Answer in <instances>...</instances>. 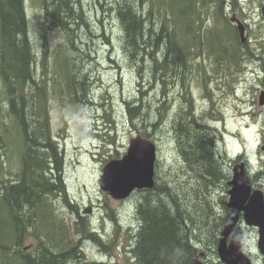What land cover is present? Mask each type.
<instances>
[{
	"label": "rangeland",
	"instance_id": "obj_1",
	"mask_svg": "<svg viewBox=\"0 0 264 264\" xmlns=\"http://www.w3.org/2000/svg\"><path fill=\"white\" fill-rule=\"evenodd\" d=\"M118 1L80 0L85 14L84 21L88 24L79 22V27L74 33L75 45L70 46L67 52L75 55L74 66L76 78L80 82V92L82 93L81 85L86 89L85 97L79 101V106L73 108L62 66L64 45L70 44L67 31L46 17L42 0H25L37 59L38 82L49 92L48 104L51 109L53 134L65 157L66 193L49 195L48 200L54 203L60 215L69 224L73 226L77 222L80 229L83 224L87 232L95 230L101 239L99 241L88 236L82 237L78 254L68 259L69 263L74 264H136L131 249L135 244L132 235L136 231L138 221V190L125 199H115L101 188L100 181L106 163L122 158L128 150L130 140L141 136L139 129L143 123L147 126L158 123L156 129H153L152 138L158 147L157 169L160 174L175 171L182 165L176 135L171 125L176 117L182 116L181 107L184 103L181 94L185 87L180 81H172L166 86L159 85L150 73V58L147 56L144 61L133 58L131 52L125 48L124 32L117 12ZM235 1L224 0L222 14L237 26L240 23L249 24L255 36L252 38L253 46L260 56L264 54V20L258 15L259 3L257 0H238L240 4L237 7L241 8L242 5L245 8L240 16L239 11L231 10L234 9ZM132 2L144 16L152 5L151 0ZM162 6L166 8L163 12L168 13V28L171 29L177 20L169 6L164 2ZM196 6L198 11H201V19H198L195 13L194 20L177 23L180 42L188 44L190 48L194 45V36L191 33L193 29H199L201 25V35L208 37L215 24L221 27V23L215 20V1L206 0L204 4L196 3ZM156 7L155 1L152 19L155 21V29H160L161 21L158 19ZM184 29L189 30L188 34H185ZM239 32L246 36L247 30L239 29ZM193 53L194 51L190 55L192 58H189L191 69L185 86L194 99V108L199 120L217 122V127L223 132L220 147L227 158L242 153L250 159L251 166L257 167L261 160L257 153L260 144L259 130L264 120V105L259 102L264 86L259 82L260 75L258 76L262 59H245L238 67H231L224 62L220 67L215 62V56L203 53L196 57ZM127 101L142 106V113L134 120L135 125L128 114ZM158 107H161L163 116H160ZM7 108L8 95L0 75V118L8 115L3 120L6 130L4 137L8 143L4 160L6 167L15 171L22 167L24 138L19 122L7 114ZM224 166L233 170L235 165L225 162ZM228 190H219L214 194L217 198L220 196L222 202L227 201ZM65 200L74 204L75 208L72 209ZM51 209H54V206H51ZM223 210L225 209L219 206L221 213ZM58 212L53 211L55 218ZM227 213L225 212V215ZM26 214L28 217L27 211ZM40 217L39 211L35 214L34 227L28 229L24 239L27 251L32 252L40 242L36 236L39 232ZM242 226L247 236L245 251L253 254L257 264H264L257 248V229L246 227L245 223ZM49 230L52 233L51 227ZM82 233H79L78 237H81ZM56 239L61 241L62 235L56 234ZM210 257L214 259L212 263L219 260L218 254Z\"/></svg>",
	"mask_w": 264,
	"mask_h": 264
},
{
	"label": "trees",
	"instance_id": "obj_2",
	"mask_svg": "<svg viewBox=\"0 0 264 264\" xmlns=\"http://www.w3.org/2000/svg\"><path fill=\"white\" fill-rule=\"evenodd\" d=\"M151 1L146 16L132 0H119L117 12L124 32V46L133 58H140L141 61L147 56L150 58V73L159 85L180 81L185 87L181 94L184 103L181 107L182 116L177 115L171 125L182 165L163 176L157 169V161L155 186L138 190V221L132 235L135 244L131 252L136 264H194L201 252L209 256L218 254L217 247L228 209L214 192H227L233 170L225 167L224 163L236 165L242 160L243 154L227 158L220 147L223 132L218 133L214 126L198 120L194 99L185 86L191 69L189 58H192L190 55L193 51L196 57L209 53L215 56V62L220 67L224 62L231 67H238L245 59L251 60L250 50L244 48L237 25L222 14L224 0H213L217 3L215 20L221 23V27L215 24L208 37L201 35V25L199 29H193L192 48L180 42L178 24L180 21L188 23L194 20L195 13L201 19V11H198L196 3L204 4L206 0ZM155 1L157 16L161 21L160 29H155L152 19ZM162 2L169 6L177 20L178 24L175 22L171 29L168 28V13L163 12L166 8H163ZM42 4L46 17L67 31L70 44L64 45L62 66L74 108L85 97L86 87L81 85V93L74 66L75 55L67 51L75 45V29L79 27L80 21H84L85 14L80 0H42ZM83 23L88 24L86 21ZM184 31L185 34L189 32L187 29ZM36 63L25 0H0V75L8 95L7 114L19 122L24 138L22 167L13 171L6 167L4 160L8 143L4 137L6 130L3 120L8 115L2 113L0 264H74L69 263V260L78 254L82 237L101 239L96 235L97 232H87L83 224L81 229L77 222L73 226L69 224L54 203L48 200L49 195L66 193L65 157L53 134L49 92L38 82ZM127 105L134 124V120L142 113V106L128 101ZM160 108L159 114L163 116ZM157 124L147 126L143 123L139 134L153 140V129H156ZM256 177L264 183V165L257 169ZM224 196L227 198V194ZM65 201L72 209L75 208L74 204ZM219 206L225 209L223 213L219 211ZM54 210L58 212L56 218L53 216ZM39 211L41 217L36 236L40 242L31 252L26 250L24 239L28 229L34 227L35 214ZM49 227L53 229L52 233ZM79 233H82L81 237H78ZM56 234L62 235L61 241L56 239ZM210 264L223 263L218 260Z\"/></svg>",
	"mask_w": 264,
	"mask_h": 264
},
{
	"label": "water",
	"instance_id": "obj_3",
	"mask_svg": "<svg viewBox=\"0 0 264 264\" xmlns=\"http://www.w3.org/2000/svg\"><path fill=\"white\" fill-rule=\"evenodd\" d=\"M259 102L264 105V91ZM157 148L149 138L133 137L126 154L104 166L101 188L115 199H125L139 189L153 188ZM261 149L264 150V145ZM229 185V199L224 201L229 211L217 247L219 260L223 264H254L244 249L247 236L242 224L245 223L246 227H254L258 231L257 248L264 262V189L254 186L243 164L235 166ZM194 264L207 263L197 258Z\"/></svg>",
	"mask_w": 264,
	"mask_h": 264
},
{
	"label": "flooded vegetation",
	"instance_id": "obj_4",
	"mask_svg": "<svg viewBox=\"0 0 264 264\" xmlns=\"http://www.w3.org/2000/svg\"><path fill=\"white\" fill-rule=\"evenodd\" d=\"M257 2L259 3L257 5V8L260 9V12H259L258 15H261L263 20H264V16H263L264 0H257ZM239 4L240 3H239L238 0H236L235 4L233 2V8L234 9H231V10L239 11L240 16H241L242 15V9L245 10V8L242 5H241V8H238L237 6H239ZM239 29H241V31H242V29L243 30H247L246 36L245 35H241L240 32H239ZM237 30L239 32V36H240L242 44L244 45V48L246 47V48H249V50H250L249 51V58L259 57V59H262V63H261V66H260L261 68L259 69L258 76L260 75L259 82L264 86V54L262 53L260 56H258V53L256 52V49L253 46L252 38L255 37V36H254V33H252V28L247 23H246V25L245 24L242 25L240 23V25L237 26ZM206 124L210 125L211 127L214 126L218 133L221 132L220 129L217 127V122L216 121L206 122ZM259 134H260V144H259L257 153H259V155H260L259 157L261 158L260 163L258 164L257 167L256 166H251L250 159L247 156L243 155L242 160L240 161L239 164H243L244 165V168L246 169V172L249 174L254 186L257 187V188L264 189V183L263 182L261 183L260 181H258L259 179L256 177L257 169L261 168V166L264 165V150L261 149V146L264 145V120H263V124L260 125ZM226 209H228L227 206H226ZM225 224H226V220H225ZM25 248H27V246ZM249 254L252 256L254 264H257V262L255 261V259L253 257V254L252 253H249ZM199 258L203 259L207 264H210V263L214 262V259H212V257L207 255L206 252H201L200 255H199Z\"/></svg>",
	"mask_w": 264,
	"mask_h": 264
},
{
	"label": "bare ground",
	"instance_id": "obj_5",
	"mask_svg": "<svg viewBox=\"0 0 264 264\" xmlns=\"http://www.w3.org/2000/svg\"><path fill=\"white\" fill-rule=\"evenodd\" d=\"M228 161V160H227ZM228 167V166H227ZM260 180V179H259ZM211 250V249H210Z\"/></svg>",
	"mask_w": 264,
	"mask_h": 264
}]
</instances>
